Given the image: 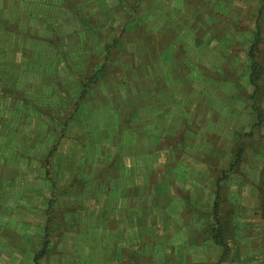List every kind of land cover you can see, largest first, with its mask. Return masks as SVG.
<instances>
[{
	"label": "rangeland",
	"instance_id": "374dc122",
	"mask_svg": "<svg viewBox=\"0 0 264 264\" xmlns=\"http://www.w3.org/2000/svg\"><path fill=\"white\" fill-rule=\"evenodd\" d=\"M186 3L200 24L185 19L184 25L202 35L213 65L228 54V87L220 86V72L203 66L219 86L207 89L211 115L218 119L225 112L233 120L204 131L208 122L197 118L191 152L182 158L196 183L189 216L195 222L185 234L189 245L177 242L181 248L160 264H264V123L250 127L257 112L243 59L259 26L256 56L263 75L255 104L264 117V0H0V264H92L99 239L93 212L101 203L95 195L109 194L107 184L94 182L95 175L106 179L109 171V161L100 164L102 173L94 163L99 100L108 98L109 86H118L125 66L133 70L161 55L184 32L176 25V5ZM113 59L117 64L108 69ZM248 62L250 69L249 55ZM102 76L111 83L94 87ZM84 84L87 92L79 100ZM242 128L246 131H238ZM252 130L243 137L241 162L227 172L243 141L239 134ZM68 182L76 184L63 194ZM218 185L226 196L219 207L225 255L212 238L215 217L208 216ZM154 255L150 251L147 257Z\"/></svg>",
	"mask_w": 264,
	"mask_h": 264
},
{
	"label": "crops",
	"instance_id": "0c3cea01",
	"mask_svg": "<svg viewBox=\"0 0 264 264\" xmlns=\"http://www.w3.org/2000/svg\"><path fill=\"white\" fill-rule=\"evenodd\" d=\"M188 7L189 3L180 9L176 5V25L178 22L182 25L176 28L184 32L177 34L161 55L134 64L133 70L125 66L122 76L127 78L125 82L119 79L115 83L118 86H109L108 98L99 100L102 115L95 126L100 131L99 153L94 163L97 161L100 166L109 161L105 164L109 171L106 179L95 175L94 182L100 186L107 184L109 194L95 195L101 203L100 210L93 212L92 227L99 239L95 238L92 264H160V258L169 260L171 250L181 248L176 247L177 242L180 244L182 240L189 245L185 234L195 222L189 216L197 201L193 193L196 183L186 173L189 167L182 158L191 152L197 118L208 122L201 126L204 131L212 130L219 122L227 125L233 118L225 112L218 119L211 115L207 89L219 86H214L213 78L203 66L220 72V86L228 87L224 70L225 66L229 68L228 54L213 65L212 52L206 50L208 44H202V35L196 36L184 25L185 19L198 21L192 13L189 16ZM179 15L186 18L178 19ZM250 47L251 44L243 52L247 61L244 76L248 79ZM191 58L199 60V64H193ZM109 63L108 69L117 61ZM101 80L94 87L101 89L111 83L105 76ZM200 91L203 94L198 97ZM251 116L252 128L257 116ZM232 161L233 157L229 163ZM102 169L100 166L101 173ZM214 194V199L210 194L208 216H213L217 190ZM150 251L155 254L152 258L147 257Z\"/></svg>",
	"mask_w": 264,
	"mask_h": 264
},
{
	"label": "trees",
	"instance_id": "16d2710c",
	"mask_svg": "<svg viewBox=\"0 0 264 264\" xmlns=\"http://www.w3.org/2000/svg\"><path fill=\"white\" fill-rule=\"evenodd\" d=\"M260 14H261V12H260ZM257 24H259V23H257ZM261 41H262L261 31H260L259 26H257V30L254 34V41L251 44L250 51H249V56L251 59V72L249 75V82L254 89L253 93L250 95V98L254 101L253 102V109H254V111L257 112V122L253 125L252 129L255 128V126H257V125H261L262 123H264V117L262 116L260 110L258 109V107H256V104H255L256 93L262 88V85H261V80H262V75H263L262 67H261V64L258 62L257 56H256V52L259 48V44L261 43ZM108 55H109V53H108ZM108 58L109 57L107 56L106 60ZM104 68H105V65L103 64L102 68L100 70H98L97 72H101L102 69H104ZM96 79H98V75L94 76L93 81H95ZM87 88H88V84H84V88H83L82 93L79 96V100L84 98V96L87 92ZM79 100H77V101H79ZM239 135L242 138L243 137L245 138V136L250 137L253 135V130L246 135H243V136L241 134H239ZM244 138L242 139L243 141L240 142L239 148L236 151H234L235 160L232 162V164L230 165V168L227 170V172H229V173L232 171H235L237 166L239 165V163L242 160L243 151H244L243 148H244V143H245ZM222 173L225 174L226 171L222 172ZM73 184H76V183L73 182L72 184H68V186L64 187L62 190V193L63 194L69 193L71 191V185H73ZM260 190H261L260 191L261 192L260 210H261V216L264 218V185H260ZM221 198H222V200H226V196L221 194V185H218V190H217L216 198L214 201V207H213V213H214L213 215L215 217V225H212L211 233H212L213 240L218 245L222 246L223 255H225L226 251H227V244L223 240V222L220 218V212H219L220 203L222 202ZM36 258H37V256L35 257V259Z\"/></svg>",
	"mask_w": 264,
	"mask_h": 264
}]
</instances>
